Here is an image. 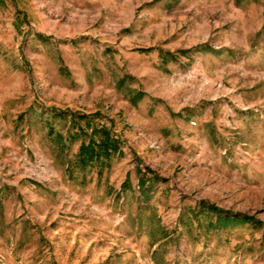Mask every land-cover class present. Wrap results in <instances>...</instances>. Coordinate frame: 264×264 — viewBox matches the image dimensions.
Returning <instances> with one entry per match:
<instances>
[{"label":"rangeland","instance_id":"374dc122","mask_svg":"<svg viewBox=\"0 0 264 264\" xmlns=\"http://www.w3.org/2000/svg\"><path fill=\"white\" fill-rule=\"evenodd\" d=\"M0 264H264V0H0Z\"/></svg>","mask_w":264,"mask_h":264},{"label":"trees","instance_id":"16d2710c","mask_svg":"<svg viewBox=\"0 0 264 264\" xmlns=\"http://www.w3.org/2000/svg\"><path fill=\"white\" fill-rule=\"evenodd\" d=\"M65 118L70 117V128L68 134L72 136H83L84 140L80 143L77 153L73 160L68 162L67 171L72 174L76 169H97L98 177L103 173L104 168L114 157L123 154V142L120 137L102 121L99 116L94 115H76L71 113H62ZM98 115V114H96ZM83 123V126L80 124ZM72 130H77L71 133ZM52 131V130H51ZM200 214L204 211L217 215L219 222L224 223H246L247 220L235 217L233 215H224L225 212L212 204L200 202Z\"/></svg>","mask_w":264,"mask_h":264}]
</instances>
